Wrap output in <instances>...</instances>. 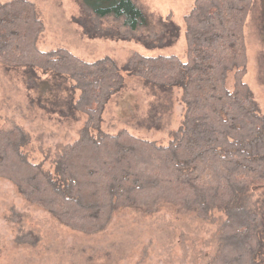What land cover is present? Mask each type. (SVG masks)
Listing matches in <instances>:
<instances>
[{
    "label": "trees",
    "instance_id": "1",
    "mask_svg": "<svg viewBox=\"0 0 264 264\" xmlns=\"http://www.w3.org/2000/svg\"><path fill=\"white\" fill-rule=\"evenodd\" d=\"M79 2L80 23L92 38L135 41L150 50L175 46L180 38L172 17L152 15L135 0ZM252 5L196 0L185 16V60L136 52L120 65L111 57L88 62L64 48L40 50L44 23L35 5L0 4V63L6 71L20 76L30 102L50 118L86 117L80 138L56 157L54 173L24 153L28 137L22 128L0 129V177L61 224L90 234L103 230L120 209L152 214L170 203L204 219L219 212L225 218L211 264H264V217L250 205L254 191L264 188V115L244 82ZM127 78L138 79L152 97L139 120L147 129L162 127L181 91L184 118L168 144L128 130L103 131L106 107Z\"/></svg>",
    "mask_w": 264,
    "mask_h": 264
},
{
    "label": "rangeland",
    "instance_id": "2",
    "mask_svg": "<svg viewBox=\"0 0 264 264\" xmlns=\"http://www.w3.org/2000/svg\"><path fill=\"white\" fill-rule=\"evenodd\" d=\"M10 1L0 0V4ZM28 1L35 5L44 23L37 44L42 51L64 48L88 62L111 57L120 65L136 52L151 57H187L185 16L196 0H135L146 12L170 16L180 26L175 46L154 50L135 41L88 36L80 23L79 0ZM252 1L245 26L248 58L244 82L264 115V0ZM19 77L0 63V129L22 128L28 137L24 153L30 161L54 173L56 157L80 138L86 117L80 114L76 122L50 118L30 102V91ZM228 78L232 89L233 74ZM150 101L152 97L143 84L127 78L126 87L106 107L103 131L118 134L128 130L158 144H168L184 118L181 91H176L173 109L163 117L158 130L139 123ZM250 199V205L264 217V188L256 189ZM224 218L216 212L204 219L179 204L164 203L152 214L120 209L103 230L90 234L61 224L51 212L27 201L14 182L0 177V264H211Z\"/></svg>",
    "mask_w": 264,
    "mask_h": 264
},
{
    "label": "bare ground",
    "instance_id": "3",
    "mask_svg": "<svg viewBox=\"0 0 264 264\" xmlns=\"http://www.w3.org/2000/svg\"><path fill=\"white\" fill-rule=\"evenodd\" d=\"M156 197V195H154Z\"/></svg>",
    "mask_w": 264,
    "mask_h": 264
}]
</instances>
